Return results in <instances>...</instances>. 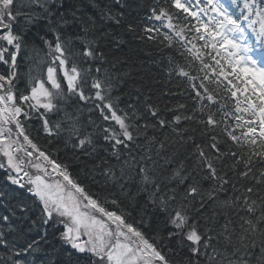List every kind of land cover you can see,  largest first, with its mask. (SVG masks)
I'll return each instance as SVG.
<instances>
[{
    "label": "snow or ice",
    "instance_id": "1",
    "mask_svg": "<svg viewBox=\"0 0 264 264\" xmlns=\"http://www.w3.org/2000/svg\"><path fill=\"white\" fill-rule=\"evenodd\" d=\"M86 7L98 9L101 21L122 23V12L97 0H0V170L7 181L0 185V264H56L45 245L58 226L62 264H177L164 252L178 254L170 244L187 249L179 264H264V0H170L151 8L149 19L168 32L145 26L139 38L173 50L164 52L167 77L191 89V109H162L141 87L135 103L121 108L113 89L130 72L105 65L125 63L117 51L125 42ZM41 22L47 31L38 48L24 29ZM110 39L115 48L105 51ZM28 48L46 72L30 69L21 90L18 57ZM89 102V111L111 122L90 121L98 136L81 132V104ZM61 111L63 119L52 122L49 114ZM61 145L73 149L72 163L98 159L80 173L112 191L93 193L74 176L58 158ZM155 214L170 226L164 235L145 230Z\"/></svg>",
    "mask_w": 264,
    "mask_h": 264
},
{
    "label": "trees",
    "instance_id": "2",
    "mask_svg": "<svg viewBox=\"0 0 264 264\" xmlns=\"http://www.w3.org/2000/svg\"><path fill=\"white\" fill-rule=\"evenodd\" d=\"M97 3H99L101 7L107 6L111 8L113 12H122L124 14L122 17V23L120 25H115L108 21H101L99 19L98 9L90 7L85 8V11H87L89 15H92L97 19L98 25L104 31L108 32L112 37L123 39L125 42L120 46V49L117 50L125 63L117 65L116 68H111L110 66L105 65V67L109 68L110 73H118L122 75L121 70H123V72H130V75H122L120 85L113 89V95L120 97V107L126 108L127 103L129 102L135 103V89L137 87H141L142 90L145 88L151 89L149 95L152 96V100L159 104L162 109L165 105L172 108L181 103L186 104L187 108L191 109L194 103L190 95L191 89L188 88L187 84L183 83L182 78L173 76V78L169 81L167 77V69L169 65L164 52L175 55L173 50L165 48L164 51L161 52L160 47L162 46H157L152 41L141 40L139 38L143 35L142 28L145 26H154L160 28L161 32H168L166 28L161 26L162 22L149 19V17L153 6L159 3L167 7L170 0H168V2H166V0H122L123 6L121 4H117L115 0H97ZM83 4L87 5L88 0H83ZM172 11L175 12V9ZM128 23L137 25V32H127L126 25ZM174 23H178V21L174 20ZM46 31L47 30L43 27V22L24 29L26 40L31 46L38 48L41 47L39 36L43 35ZM46 38L51 40L53 39V36L51 33H48ZM158 39H162V37L158 36ZM103 47L105 51L109 48L114 49L115 41L110 39L105 42ZM41 56H43V52L41 53ZM30 57H32L30 48L22 49L20 56L18 57V87L21 90H24L28 85L27 73L30 69L33 70L34 75L44 74L46 72V63H39V58L32 57L30 59ZM176 59L183 63L182 58L177 56ZM38 63L39 67L37 68L36 65ZM5 67L6 66L4 65H0V71H3ZM93 75H95V73H93ZM162 92H167L168 94L164 95ZM224 95L226 96L227 94L225 93ZM220 102L223 103V101ZM232 103V101H229L230 107L226 109V111H231ZM91 107V102L88 104H81V108L83 109V111L79 114L80 123L82 125L81 132L83 133L87 131L93 133L94 136H98V129H94V124L90 123V121L104 126H107L111 122L102 121L96 111L88 110ZM212 107L213 110H215L216 106L213 105ZM68 110L71 112L73 109L69 108ZM49 115L51 116L52 122H55L57 120H62L64 114L63 111H61L59 114L53 113ZM165 115L170 117L172 113L165 112ZM230 122L234 123V121ZM64 125H67V121H64ZM33 126L39 127V122L34 120L29 123V131L34 137H36V133L33 131ZM62 135H67V132L62 133ZM38 139L43 145L46 138L40 136ZM72 153L73 149L70 146L68 148H64L61 145V151L57 155L59 159L70 163V168L73 171L74 176L80 173L81 169L87 171L93 163H99L98 159L96 161H92L86 156H81L80 159L81 161H87V166L83 163H72ZM108 159L109 163H116L115 158ZM97 178L99 179V177ZM80 179L82 183L86 182L89 184L90 190L93 193L99 191L103 196L112 191L111 185L108 186V189L102 190L99 185L91 183L90 179L82 173H80ZM5 184H7V181L5 180V173L0 171V185ZM8 188L9 191H19L11 185H9ZM24 198H27L26 195ZM108 207L111 208L112 206L108 205ZM4 212L5 209L0 207V214H3ZM12 219L19 224V221L15 217ZM20 227L25 228V232L28 237L37 236L35 232H27L26 225H20ZM169 227L170 226H166L165 219L162 214H155L153 216L152 226L145 230L147 232L158 231L161 235H164L168 231ZM60 229L61 228H57V230H55V236H53L54 230L49 228L48 239L50 240V243L45 245L47 254L53 258L56 264H62V261L65 259V253L63 251L57 252L55 250L60 249L61 247V243L58 239ZM38 238L39 237L37 236V239ZM168 247L174 248L176 253H178H168L167 247L164 249L165 254L177 262V264H179V262L188 254L187 249H181L176 244H170Z\"/></svg>",
    "mask_w": 264,
    "mask_h": 264
}]
</instances>
